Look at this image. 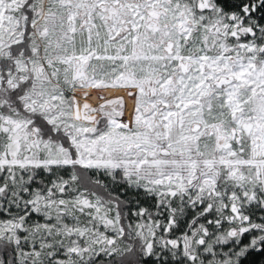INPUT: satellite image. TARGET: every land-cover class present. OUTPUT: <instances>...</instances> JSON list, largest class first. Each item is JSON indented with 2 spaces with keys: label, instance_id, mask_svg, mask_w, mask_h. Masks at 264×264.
Segmentation results:
<instances>
[{
  "label": "snow or ice",
  "instance_id": "obj_1",
  "mask_svg": "<svg viewBox=\"0 0 264 264\" xmlns=\"http://www.w3.org/2000/svg\"><path fill=\"white\" fill-rule=\"evenodd\" d=\"M128 192L152 210L137 199L125 226ZM251 251L264 252V0H0V264Z\"/></svg>",
  "mask_w": 264,
  "mask_h": 264
},
{
  "label": "trees",
  "instance_id": "obj_2",
  "mask_svg": "<svg viewBox=\"0 0 264 264\" xmlns=\"http://www.w3.org/2000/svg\"><path fill=\"white\" fill-rule=\"evenodd\" d=\"M122 198L131 201V204H129L128 208L125 209V211L128 213L127 217L123 221L125 226H127L128 223H132L134 225L138 219L137 217L131 216L130 214L132 210H135L137 208V204H136L137 199L140 200V206L149 207L150 210H152L151 209L152 201H146L142 195L137 197L133 192H128L126 195L122 196ZM259 215L260 213H257L256 216L253 217V219L256 220L257 222H259L258 220ZM178 234H179L178 231L173 233V235H178ZM248 240H249V236L246 234L243 237V243L245 244L248 243ZM97 264H104L103 259H98ZM147 264H153V260L147 259ZM243 264H264V252H255V251L249 252L247 257L244 259Z\"/></svg>",
  "mask_w": 264,
  "mask_h": 264
},
{
  "label": "rangeland",
  "instance_id": "obj_3",
  "mask_svg": "<svg viewBox=\"0 0 264 264\" xmlns=\"http://www.w3.org/2000/svg\"><path fill=\"white\" fill-rule=\"evenodd\" d=\"M126 104H127V108L128 110L130 109V100H127L126 99ZM125 119H128V116H127V112H126V115H125ZM103 230V229H102Z\"/></svg>",
  "mask_w": 264,
  "mask_h": 264
},
{
  "label": "water",
  "instance_id": "obj_4",
  "mask_svg": "<svg viewBox=\"0 0 264 264\" xmlns=\"http://www.w3.org/2000/svg\"><path fill=\"white\" fill-rule=\"evenodd\" d=\"M131 106H132V101L130 100V109H131ZM130 109H129V110H130Z\"/></svg>",
  "mask_w": 264,
  "mask_h": 264
}]
</instances>
